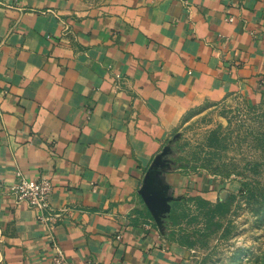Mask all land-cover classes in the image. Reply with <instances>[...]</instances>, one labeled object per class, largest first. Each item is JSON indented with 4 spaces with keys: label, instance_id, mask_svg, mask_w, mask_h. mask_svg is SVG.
<instances>
[{
    "label": "crops",
    "instance_id": "crops-1",
    "mask_svg": "<svg viewBox=\"0 0 264 264\" xmlns=\"http://www.w3.org/2000/svg\"><path fill=\"white\" fill-rule=\"evenodd\" d=\"M262 98L264 0H0V264L53 256L17 171L53 182L68 262L193 264L154 224L185 186L225 191L159 169L160 146L192 110Z\"/></svg>",
    "mask_w": 264,
    "mask_h": 264
},
{
    "label": "rangeland",
    "instance_id": "rangeland-1",
    "mask_svg": "<svg viewBox=\"0 0 264 264\" xmlns=\"http://www.w3.org/2000/svg\"><path fill=\"white\" fill-rule=\"evenodd\" d=\"M155 165L196 176L221 199L185 186L156 221L193 264H264V98L189 112L161 144Z\"/></svg>",
    "mask_w": 264,
    "mask_h": 264
},
{
    "label": "built area",
    "instance_id": "built-area-1",
    "mask_svg": "<svg viewBox=\"0 0 264 264\" xmlns=\"http://www.w3.org/2000/svg\"><path fill=\"white\" fill-rule=\"evenodd\" d=\"M226 20L233 22L234 17L228 16ZM234 64L240 65V60ZM113 80L116 88H119L121 84L120 76L115 75ZM15 178L14 183L9 186V192L14 196V203L16 205H27L35 212L39 223L50 233L51 250L53 253L51 264H77L66 260L64 250L52 235L62 215V211L54 210L49 203V197L54 189L53 182L47 178L28 180L20 171L16 172Z\"/></svg>",
    "mask_w": 264,
    "mask_h": 264
}]
</instances>
